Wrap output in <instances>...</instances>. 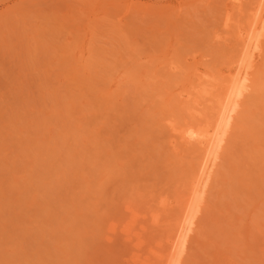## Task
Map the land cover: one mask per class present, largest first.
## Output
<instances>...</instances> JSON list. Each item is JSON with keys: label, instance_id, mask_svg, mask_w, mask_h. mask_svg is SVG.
I'll return each instance as SVG.
<instances>
[{"label": "rangeland", "instance_id": "obj_1", "mask_svg": "<svg viewBox=\"0 0 264 264\" xmlns=\"http://www.w3.org/2000/svg\"><path fill=\"white\" fill-rule=\"evenodd\" d=\"M263 1L0 0V264H170L202 156L172 128L211 120ZM260 55L178 264H264Z\"/></svg>", "mask_w": 264, "mask_h": 264}, {"label": "bare ground", "instance_id": "obj_2", "mask_svg": "<svg viewBox=\"0 0 264 264\" xmlns=\"http://www.w3.org/2000/svg\"><path fill=\"white\" fill-rule=\"evenodd\" d=\"M259 3L261 2L259 1ZM259 3L257 4L258 7ZM263 4H261V6H263L262 8L259 7V9H257V13L252 12L254 15L252 16L251 21L248 22V28L245 27L246 29L241 30L240 34L238 31L239 35H237L238 37L236 36V41L238 40L239 42H237L239 50H237L238 48L236 50L239 52L236 54L240 57L232 60H235V65H230L231 67H228V73L225 75L222 74V78L218 79V81H209L208 85H210V87H203L202 91H205L207 95L210 94V96L208 95L210 98L211 96L215 97V95H220L217 98L213 97L211 99V101L216 99V101L212 102L215 105L212 104V107L214 108L212 109L214 111L212 112V117H210L211 120L208 121V124H206V121L202 128L200 127V124L196 126L195 124L192 125L188 123H186L188 125H184V127H182V125V128L180 129H178L179 127H171L173 130H176L174 131L175 133L173 132L174 137H172L176 139H174L173 144L175 149L176 147L177 149L180 148V150L183 148H192L199 150L200 153L202 152V156L201 154H198L200 158H198L199 161L194 168V177H191L192 179H190L192 181H189V183H192V186L188 187V193L185 197L188 199L191 195L194 198L191 197L193 199L190 200L191 203L186 210V207L184 208L183 206L184 209L181 208L182 211H178L180 214L178 213L179 215L176 217L173 229L167 237V247L171 246L169 248L173 247L174 249L173 254L169 257V260L171 261L170 264H178L180 262L181 254L187 248V244L191 238V232L195 225L194 214L201 204L209 184H211L210 181L213 180L212 178L218 162L217 160L221 157V152L225 150L224 147H226L229 135L238 121L239 113L242 112V108L245 106L244 102H246L248 100L247 98L258 89L257 84H259V78L257 77L256 72L259 69L258 57L260 58L261 56L260 53L264 39ZM253 11L256 12L255 9H253ZM196 71L197 68L194 69L195 73H197ZM203 76L210 77V74L206 73ZM203 76L201 77L204 79L205 77ZM211 87H213L214 90H212L213 88L210 89ZM217 90L219 93H215L214 95L213 93ZM205 97L207 100V96ZM184 101L186 102V105L191 104L188 103V101L190 102L189 99H185ZM195 101L197 102V100ZM192 106L194 107V105ZM187 107L190 108L191 106L189 105ZM172 129L171 131H173ZM180 150H177L176 153H179ZM186 199L184 201L188 202ZM165 247L166 245L164 248ZM163 264L166 263L163 262Z\"/></svg>", "mask_w": 264, "mask_h": 264}]
</instances>
